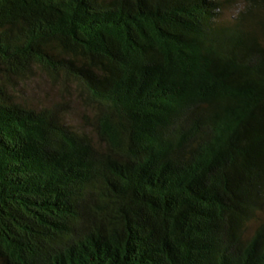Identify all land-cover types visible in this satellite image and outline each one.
<instances>
[{"label":"trees","instance_id":"trees-1","mask_svg":"<svg viewBox=\"0 0 264 264\" xmlns=\"http://www.w3.org/2000/svg\"><path fill=\"white\" fill-rule=\"evenodd\" d=\"M0 264H264V0H0Z\"/></svg>","mask_w":264,"mask_h":264},{"label":"rangeland","instance_id":"rangeland-1","mask_svg":"<svg viewBox=\"0 0 264 264\" xmlns=\"http://www.w3.org/2000/svg\"><path fill=\"white\" fill-rule=\"evenodd\" d=\"M37 81L38 82L35 83L34 86L41 85V87L35 88L34 86H31L30 89L27 91L29 97L36 98V97H39L40 94H42V96H51V97H52V95L54 97L57 96L56 89L52 90V88L49 85H46L47 83L43 78L38 77ZM43 85L45 86L46 90H41ZM38 89H40V90L38 91ZM73 107H74V110L72 112V117L75 119V118H78V106H77V104H73Z\"/></svg>","mask_w":264,"mask_h":264}]
</instances>
